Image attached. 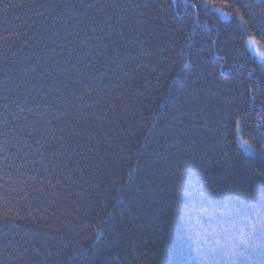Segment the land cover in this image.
I'll return each instance as SVG.
<instances>
[{"label":"trees","instance_id":"obj_1","mask_svg":"<svg viewBox=\"0 0 264 264\" xmlns=\"http://www.w3.org/2000/svg\"><path fill=\"white\" fill-rule=\"evenodd\" d=\"M195 2L0 0V264H264V37Z\"/></svg>","mask_w":264,"mask_h":264},{"label":"snow or ice","instance_id":"obj_2","mask_svg":"<svg viewBox=\"0 0 264 264\" xmlns=\"http://www.w3.org/2000/svg\"><path fill=\"white\" fill-rule=\"evenodd\" d=\"M191 7L200 8L208 15L231 18L236 25L234 30L242 36L247 35L251 29L252 32L264 37V0H252L251 3L248 0H196ZM257 8L259 11H256ZM256 43L257 41L254 38L249 37L242 48L236 50L237 55H244L243 48L253 50ZM256 55L259 56L261 62H264V51H258ZM237 125H239V120H237ZM242 142L247 145L250 151H256L255 146L248 140H243ZM261 150H264V141L261 142ZM2 218L5 220L9 219L7 212L3 214ZM15 218L23 219V217Z\"/></svg>","mask_w":264,"mask_h":264},{"label":"rangeland","instance_id":"obj_3","mask_svg":"<svg viewBox=\"0 0 264 264\" xmlns=\"http://www.w3.org/2000/svg\"><path fill=\"white\" fill-rule=\"evenodd\" d=\"M222 19L226 20L227 18H222ZM246 50L256 60L258 65H260V66L264 65V62H261L259 56L256 55V52L264 51L263 48L258 43H256L255 48L253 50H248L247 48H246Z\"/></svg>","mask_w":264,"mask_h":264}]
</instances>
